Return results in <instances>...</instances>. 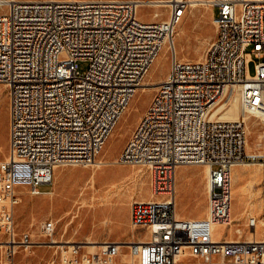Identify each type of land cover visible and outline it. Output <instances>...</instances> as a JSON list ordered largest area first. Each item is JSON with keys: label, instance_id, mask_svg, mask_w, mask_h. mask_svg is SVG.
Wrapping results in <instances>:
<instances>
[{"label": "built area", "instance_id": "built-area-1", "mask_svg": "<svg viewBox=\"0 0 264 264\" xmlns=\"http://www.w3.org/2000/svg\"><path fill=\"white\" fill-rule=\"evenodd\" d=\"M141 0H8L0 5V83L9 93V155L0 161V247L14 257L36 243L17 230L21 189L47 194L59 166L94 165L117 123L143 86L164 45L171 55L165 89L156 90L123 149V163L147 167L153 198L134 200L133 229L147 239L66 241L50 264H264V118L257 150L248 149L247 116L264 111V0H211L216 35L199 60H180L172 45L188 0H166L165 20L138 17ZM256 59L255 74L248 64ZM89 61L85 73L79 61ZM235 81L251 86L241 100L239 140L228 141L219 106ZM194 136L183 144L182 136ZM261 166V217L254 236L218 237L231 225L232 169ZM181 166L208 167L201 217L177 211ZM56 222L41 224L54 240ZM238 230V229H237Z\"/></svg>", "mask_w": 264, "mask_h": 264}, {"label": "rangeland", "instance_id": "rangeland-1", "mask_svg": "<svg viewBox=\"0 0 264 264\" xmlns=\"http://www.w3.org/2000/svg\"><path fill=\"white\" fill-rule=\"evenodd\" d=\"M210 1L189 5L187 8L174 36L180 40V44L183 46L182 49L177 50L178 59L199 60L204 57L216 34V27L212 20L214 11ZM156 13L157 15H155ZM137 14L141 20L145 21L165 20L169 15V8L166 5L143 4L139 7ZM181 30L183 35L180 39ZM168 50L167 45H164L151 72L146 76L149 84L139 88L131 101L129 110H126L115 127V129L120 127L118 134L111 142V136L109 137L97 157V160H104L105 163L91 166L57 167L53 184L54 190L52 191L56 193V196L51 193L34 196L29 192V189H21V202L16 208L17 230L19 233L29 231L36 244L28 249L18 250L14 257L8 256L5 247H0V264H50L52 259L57 256L56 245L65 246L64 242L66 241H125L133 238V235L141 239H147L150 236V232L146 229H132L130 208L134 200L152 196L153 177L151 171L144 166L123 163L120 160V155L159 88L160 81L164 80L169 72L171 55ZM198 50L201 51L200 55L196 53ZM255 63L256 59H252L248 64V72L251 76L255 74ZM88 67L89 61H79L80 73H85ZM9 107L8 88L4 83H0V161L9 155ZM261 122L262 120L257 117L247 119L250 146L248 149L250 150H257L256 144H258L261 133ZM202 169L192 167L181 172L177 171L176 182L180 183L181 192L185 196L183 199L177 197V211L185 216H200L206 211L207 187L205 183L203 195ZM250 172L253 175L256 174L254 170H250ZM243 173L247 174L248 169L241 168L234 172L235 175ZM92 183L95 185V189L100 190L105 197L101 200V205H97L98 207L90 211L84 226L78 232L79 223L73 224L80 217L78 213H74L81 211L80 203L87 198L88 191L94 189ZM40 189L47 191L50 187L41 186ZM259 190L258 187H251L246 192L237 191L233 195L231 207L233 223L217 227L219 238H248L250 230L247 221L251 216L250 213L255 214L257 218H260L262 214ZM254 191L258 192L259 201ZM177 194H179L178 191ZM107 199L111 203H107ZM82 210L85 212L86 209ZM69 211L72 213L68 214ZM50 220L56 222L55 237L58 239V244H52L49 238L42 233L41 224ZM258 236H264L262 227L258 230Z\"/></svg>", "mask_w": 264, "mask_h": 264}, {"label": "bare ground", "instance_id": "bare-ground-1", "mask_svg": "<svg viewBox=\"0 0 264 264\" xmlns=\"http://www.w3.org/2000/svg\"><path fill=\"white\" fill-rule=\"evenodd\" d=\"M6 1H8V0H0V5L3 6ZM141 1H144L145 2V3H142V4H148V5H151V6H160V5H165L166 4V3H164L166 0H141ZM188 1H189V5H192V6L193 5H197L200 2H202V3L207 2V0L206 1H201V0H188ZM155 15H157V13ZM213 18H214V13H213ZM180 35H181V37H180V39H181L182 38V35H183L182 30L180 32ZM171 42H172V45L174 46L176 52H177L178 49H182L183 48V46L180 44V40L179 39L173 38ZM200 52H201L200 50L196 51L197 55H200ZM150 72H151V69L147 73V75ZM157 76H159V75H157ZM160 83L161 84H160V86H159L158 89H165V82H161L160 81ZM147 84H149V82H148V80L145 77V79L143 81V86L144 85H147ZM250 93H251V86H249V85H243V81H235L234 82V85L229 86V94L231 96L230 99L227 100V101H225L224 103H222L219 106V108H218V110H221V109L226 108V109H224L221 112V119H227V120H223L222 121V130H226V138H228V141H237V140H239V133H236V129H239L240 128V121H237L236 119L239 118L240 112H241V100L240 99H244L245 97H248ZM130 104H131V102H130ZM130 104H129V106H130ZM129 106L127 108L128 110H129ZM250 117H255V118L257 117V118H259V119L262 120L264 118V111H257L255 114H253L251 116H247L246 119H249ZM138 126H148V114H147V112H145L144 115L142 116V118H141ZM119 130H120V127L119 126L116 129L113 130V132L111 134L110 142L112 141V139H114L116 137V135L118 134ZM260 137H261V133L259 134V138L258 139H260ZM182 143L183 144H192V143H194V136L183 135L182 136ZM249 147L250 146H249V142H248V148ZM106 150H107V147H106ZM102 163H105L104 160H97V157H94V164L99 165V164H102ZM242 166L252 167L253 170H254V172H260L261 171V166H260L259 163L242 164ZM203 168H204V175H205L207 173V171H208V167H203ZM234 172H235V167H233V169H232V197H233V195L237 191L246 192L251 187H253V181L252 180H249V184L248 185H244L242 187H241V185H236V180H237V178H239L240 175L237 177L234 174ZM91 177H92V175H91ZM92 187H94V189H92L91 191H88V193L86 194L87 198L84 199L80 203V205H82V209L83 208L86 209L85 212L81 209L80 212H75L74 213V214H77L78 213L79 214V217H80L78 220H75V222L73 224V225H76V224L79 223L78 232L84 226V224H85V222L87 220V217L90 214V211H92L94 208L98 207L97 205H101L102 204L101 203V200L104 199V197H105V195L102 194L100 190L95 189V185L93 183H92ZM260 192H261V190H259V193ZM250 194H252V192H250ZM69 200L71 201V198H69ZM108 202H110V200L107 199V203ZM261 209L262 208L260 207V210ZM71 213L72 212L69 211L68 214H71ZM250 215L251 216H249L248 219L249 218H256V215L255 214L250 213ZM231 219L233 220L232 214H231ZM254 235H255V233L249 234L248 238H251ZM53 239L54 240H57L55 236H53ZM89 241H92V240H89ZM64 243H66V242H64Z\"/></svg>", "mask_w": 264, "mask_h": 264}, {"label": "crops", "instance_id": "crops-1", "mask_svg": "<svg viewBox=\"0 0 264 264\" xmlns=\"http://www.w3.org/2000/svg\"><path fill=\"white\" fill-rule=\"evenodd\" d=\"M214 11V10H213ZM214 13V12H213ZM183 30V29H182ZM183 32V31H182ZM216 35V34H215ZM192 167H198V168H201L202 169V166H181V167H178V169H177V171L178 172H181V171H183V170H185V169H189V168H192ZM235 167V171L237 172L238 170H240L241 168H243V169H248V173L247 174H245V173H243V174H240V176L238 175V174H236V176L238 177L239 176V178H237V180H236V185H241V187L242 186H244V185H248L249 184V180H252L253 181V188L254 187H258V190L259 189H261L260 188V179H261V176L259 177V172H256V174L255 175H253V174H251V172H250V170L252 171L253 170V168L252 167H249V166H242V164H239L238 166L236 165V166H234ZM247 167V168H246ZM202 172H203V174H202V193H203V195H204V189H205V183H206V185H207V180H206V174L204 175V168L202 169ZM55 174H56V170H55ZM48 187H50V186H48ZM181 189H182V187H181V185H180V183H176V199H177V197L179 198V199H183L185 196H184V194H182V192H181ZM256 189V188H255ZM54 190V185L52 186V187H50V189L49 190H47V193H51L52 195H54V196H56V193H54V192H52ZM177 191H178V193L179 194H177ZM254 193L256 194V197L258 196V192H256V191H254ZM261 193V192H260ZM242 195V194H241ZM245 195V194H244ZM260 195V194H259ZM151 198H153V193H152V196L151 197H149V198H142V199H140V200H150ZM258 198V197H257ZM139 200V199H138ZM206 200H207V192H206ZM258 201H259V198H258ZM206 206H207V204H206ZM207 208V207H206ZM131 209V208H130ZM178 214H179V216H182V217H201V216H204L205 214H206V211L204 212V214L203 215H200V216H185V215H183V214H181V213H179L178 212ZM131 226V225H130ZM133 229V228H132ZM136 230V229H135ZM132 240H141V238H137L135 235H133V238H131V239H129V240H121L122 242H129V241H132ZM77 241V240H76ZM113 241H116V240H113Z\"/></svg>", "mask_w": 264, "mask_h": 264}]
</instances>
